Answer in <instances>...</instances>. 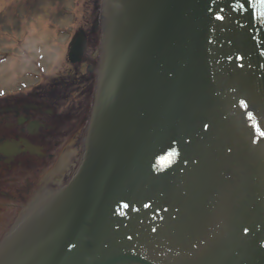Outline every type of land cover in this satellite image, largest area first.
Returning <instances> with one entry per match:
<instances>
[{"label":"water","instance_id":"1","mask_svg":"<svg viewBox=\"0 0 264 264\" xmlns=\"http://www.w3.org/2000/svg\"><path fill=\"white\" fill-rule=\"evenodd\" d=\"M102 26L81 164L0 264H264V0H104Z\"/></svg>","mask_w":264,"mask_h":264},{"label":"flooded vegetation","instance_id":"2","mask_svg":"<svg viewBox=\"0 0 264 264\" xmlns=\"http://www.w3.org/2000/svg\"><path fill=\"white\" fill-rule=\"evenodd\" d=\"M96 9L100 11V3L95 4ZM79 30L85 31L87 38V49L80 64L69 66L66 73H59L49 81L38 76L29 89L0 98V145L8 141L20 144L26 140L40 151L31 154L22 145L16 146L18 149L14 152L0 151V241L29 202L43 190L57 187L59 181L60 184L66 182L72 174L77 160L74 154L68 156L69 161L62 167L60 180H51L62 155L81 137L78 135L81 123L76 131H71L69 124L76 121H70L77 115L76 109L87 105L91 94L88 81L92 79L80 76L92 73L97 67L94 68V64L98 63L95 47L100 38L99 30L95 24ZM76 96L80 104L73 108L70 101ZM86 119L87 115L82 120L83 125Z\"/></svg>","mask_w":264,"mask_h":264},{"label":"rangeland","instance_id":"3","mask_svg":"<svg viewBox=\"0 0 264 264\" xmlns=\"http://www.w3.org/2000/svg\"><path fill=\"white\" fill-rule=\"evenodd\" d=\"M96 3L99 4L100 0H0V89L14 91L25 84L26 73L34 71V69L31 70V66H26L28 58L21 59L20 48L26 46L27 50L35 56L34 46L37 41L43 43L40 45V51L46 55L45 66L51 70V73L59 71L66 73V69L69 68L65 58L68 50L66 33L70 30L74 32L78 27L83 26L89 29L100 16L99 9L95 11ZM30 30H32V35L29 33ZM64 31H66L65 35L60 34ZM52 44L54 46H51ZM91 49L93 48L91 47ZM9 51L12 52L14 59L5 57L6 54H10ZM95 51L96 54L97 52L99 54V46L98 49L95 48ZM3 58H6L7 61L2 63ZM54 64L55 68H53ZM96 66L98 65L94 64V68ZM95 72L96 70L92 73H85L86 77H80L92 79L95 77ZM76 97L70 101L73 103V108L80 104L79 96ZM89 104L90 96L88 104L81 105L82 109L79 106L76 109L78 110L77 115L70 119V121L76 120L69 124L71 131H76L81 123L78 133L81 140L84 134L83 129H85L82 120L87 115ZM80 139L62 155L59 165L66 161L69 155L74 154L76 157L81 154Z\"/></svg>","mask_w":264,"mask_h":264},{"label":"snow or ice","instance_id":"4","mask_svg":"<svg viewBox=\"0 0 264 264\" xmlns=\"http://www.w3.org/2000/svg\"><path fill=\"white\" fill-rule=\"evenodd\" d=\"M260 134H261L262 136H264V132H261Z\"/></svg>","mask_w":264,"mask_h":264}]
</instances>
